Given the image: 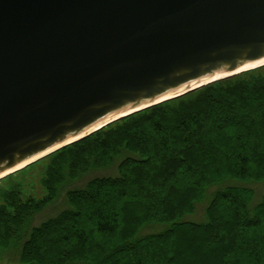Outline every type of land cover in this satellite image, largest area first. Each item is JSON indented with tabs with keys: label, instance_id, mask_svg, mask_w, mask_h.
<instances>
[{
	"label": "trees",
	"instance_id": "trees-1",
	"mask_svg": "<svg viewBox=\"0 0 264 264\" xmlns=\"http://www.w3.org/2000/svg\"><path fill=\"white\" fill-rule=\"evenodd\" d=\"M40 165L38 197L13 180ZM111 165L115 175H92ZM261 183L264 66L133 113L1 180L0 247L20 249L24 264H179L169 251L194 236L218 264H264ZM208 197L204 220L190 219Z\"/></svg>",
	"mask_w": 264,
	"mask_h": 264
},
{
	"label": "water",
	"instance_id": "water-1",
	"mask_svg": "<svg viewBox=\"0 0 264 264\" xmlns=\"http://www.w3.org/2000/svg\"><path fill=\"white\" fill-rule=\"evenodd\" d=\"M263 61L264 0H0V177Z\"/></svg>",
	"mask_w": 264,
	"mask_h": 264
},
{
	"label": "rangeland",
	"instance_id": "rangeland-1",
	"mask_svg": "<svg viewBox=\"0 0 264 264\" xmlns=\"http://www.w3.org/2000/svg\"><path fill=\"white\" fill-rule=\"evenodd\" d=\"M42 169L43 165H40L39 167L31 168L27 172L21 174L20 176L16 177L13 181H23L24 185L32 191L34 194H36L38 197L43 196L45 193L44 188L41 186V177H42ZM117 173V167L110 166L107 169H101L97 172H94L92 175H103V174H112L115 175ZM11 181V182H13ZM237 184H242L240 182H235ZM251 184V183H248ZM35 188V190L33 189ZM257 191V197L256 200H259L261 198V195L264 192V183L256 188ZM209 200V197L207 198ZM146 204V203H145ZM207 205V202L204 201L201 203L198 207V210L196 211L195 215L189 216L190 219L195 220H204L206 215L205 207ZM66 203L61 204H53L50 205L47 210L40 215V219L43 220L49 215L55 214L57 211H59L61 208L65 207ZM226 215V213H225ZM231 217L226 216L225 221L230 226L232 222ZM189 236L183 241H180L179 243L173 245L175 249L169 251L174 252V255H176L178 258V263L180 264H218L217 261L214 260V253L216 254L217 251H215L213 248L208 249L204 242L202 240L195 239H189ZM168 252V251H167ZM176 253V254H175ZM242 260H240V263ZM155 260L153 261V263ZM229 263L226 259H224L223 264ZM0 264H24L21 261V251L20 249H5L3 247H0ZM170 264H173L171 262ZM222 264V263H221Z\"/></svg>",
	"mask_w": 264,
	"mask_h": 264
},
{
	"label": "bare ground",
	"instance_id": "bare-ground-1",
	"mask_svg": "<svg viewBox=\"0 0 264 264\" xmlns=\"http://www.w3.org/2000/svg\"><path fill=\"white\" fill-rule=\"evenodd\" d=\"M262 64H264V61H263V62H260V63H258V64H256V65H249V66H247L246 68H244L243 70L253 69V68H256V67H258V66H260V65H262ZM4 175H5V174H4Z\"/></svg>",
	"mask_w": 264,
	"mask_h": 264
}]
</instances>
